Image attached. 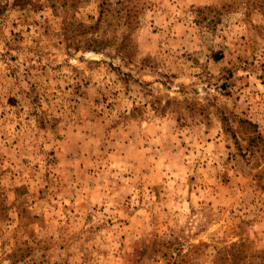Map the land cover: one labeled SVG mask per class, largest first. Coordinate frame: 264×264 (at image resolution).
<instances>
[{"label": "rangeland", "instance_id": "rangeland-1", "mask_svg": "<svg viewBox=\"0 0 264 264\" xmlns=\"http://www.w3.org/2000/svg\"><path fill=\"white\" fill-rule=\"evenodd\" d=\"M0 264H264V0H0Z\"/></svg>", "mask_w": 264, "mask_h": 264}, {"label": "trees", "instance_id": "trees-1", "mask_svg": "<svg viewBox=\"0 0 264 264\" xmlns=\"http://www.w3.org/2000/svg\"><path fill=\"white\" fill-rule=\"evenodd\" d=\"M127 1V0H126ZM123 4V2H122ZM102 11H100V18L98 19V22L101 20V17L105 16V7L106 3L102 2ZM117 18L122 21V25H125L127 29L131 27V24L133 22L134 15L132 13V9L129 7L127 3H125L118 11ZM97 22V23H98Z\"/></svg>", "mask_w": 264, "mask_h": 264}]
</instances>
